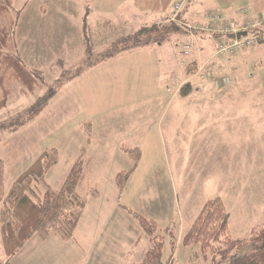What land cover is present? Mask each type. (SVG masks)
Returning <instances> with one entry per match:
<instances>
[{"label":"rangeland","instance_id":"obj_1","mask_svg":"<svg viewBox=\"0 0 264 264\" xmlns=\"http://www.w3.org/2000/svg\"><path fill=\"white\" fill-rule=\"evenodd\" d=\"M101 1L13 0L12 10L0 19V29L9 27L12 37L5 51L19 56L29 70H41L45 79L31 93L11 72L6 74L11 96L0 110V160L6 164V186H12L45 151L56 149L59 161L46 181L59 190L83 155L84 181L78 190L87 204L76 237L92 242L88 250L102 253L98 261L80 262L75 254L82 251L75 250L74 239L65 241L55 234L45 241L37 235L12 264H41L42 258L46 264H120L112 256L124 249L122 242H140L144 250L129 264H143L145 257L147 264L157 252L156 242H163L162 264H169L172 256L173 264H212L211 254L204 256L198 246L200 254H190L183 244L208 200L219 197L227 206L231 240L264 233V43L224 58L220 36L203 51L201 39L213 38L214 33L195 26L209 28L207 17L215 12L230 19L236 30V19L264 14L250 2H240L234 8L238 12L229 17L226 8H218L187 22L180 14L175 17L173 7L180 3L184 9L195 0H174L166 14L144 21L133 11L150 8H116L119 0H108L112 7L99 6ZM171 1L163 0L156 8L164 10ZM206 6L216 8L209 0ZM100 7L107 8L106 13ZM86 18L92 54L84 41ZM146 27L148 34L137 37ZM121 37L123 43L115 45ZM137 38L146 46L172 48L176 43L183 54L186 46L191 52L178 56L177 67L172 62L169 68L158 48L127 50ZM115 53L120 54L97 61ZM190 58L199 64L193 66ZM89 63L94 64L87 69ZM83 66L81 75L67 83ZM191 77L195 85L190 84ZM226 77L230 86L218 88ZM59 82L57 95L38 118L13 132L11 124L23 119ZM186 84L188 95L183 96ZM192 111L200 115H190ZM96 139L103 147L93 148ZM127 150L140 161L119 187L117 176L130 171L135 162ZM33 187L36 195L43 196L40 184ZM94 191H99L100 200L92 196ZM129 210L157 222L152 235ZM148 242H152L149 250ZM4 261L0 215V262Z\"/></svg>","mask_w":264,"mask_h":264},{"label":"trees","instance_id":"obj_2","mask_svg":"<svg viewBox=\"0 0 264 264\" xmlns=\"http://www.w3.org/2000/svg\"><path fill=\"white\" fill-rule=\"evenodd\" d=\"M12 8L13 0H0V19L7 15ZM184 14L185 8L180 15L182 19L189 22V19ZM149 30L150 28L147 27L140 30L137 33V37L142 36V33L148 34ZM89 31L88 20L86 18L83 29L84 41L87 46V53L92 54L94 45L92 44L91 33ZM213 37L215 38V35ZM11 39L9 27L0 29V110L7 106L11 96L9 89L6 87V74L8 72H11L12 76L31 93L45 83L44 74L41 70H29L19 56L5 51V47L8 46ZM127 39L129 40V38ZM138 39H134L133 45L128 49H124L129 50L146 46ZM118 42L123 43V37L115 41L114 44L118 45ZM263 43L264 40L261 39L258 45ZM117 53L113 55L108 54L102 60L97 61L111 59ZM94 63L87 64V69ZM86 67L83 66L78 69V73L74 77L67 78V83L80 76ZM61 84L59 82V85L55 89H49L46 93L47 95L40 98L37 104L28 110L23 119L13 122L11 124L12 131L15 132L19 127L29 124L38 118L54 96L57 95L58 89L62 86ZM188 86L189 84L182 86L184 90L182 92L183 96L188 95L186 91ZM127 151L129 157L131 158L132 156L135 160L132 150ZM58 161L59 153L56 149L45 151L14 181L12 186L7 188L6 164L0 160V215L5 257V261L0 262V264H12L13 258L24 248L27 242L37 235L43 240L45 239V241L55 234L65 241L73 240L87 204L86 199L78 190L84 181V160L82 155L66 176L61 188L56 190L48 184L46 177ZM139 161L140 159L135 160L130 171H127L124 175L117 176L116 181L119 187L121 180L124 183L130 179L138 167ZM35 183L41 185L43 196L36 195V190L33 187ZM123 187L124 184L122 185V189ZM98 195V191H94L92 194L93 197H98ZM129 213L134 219L139 221L144 232L148 235H152L153 231L158 227L157 222L149 220L141 214L131 210H129ZM229 220L230 212L221 198L217 197L208 200L198 219L184 236L183 244L200 247V252L204 256L211 254L214 264H264V233L252 236L246 240H231L229 236ZM222 239H225V242L220 243ZM216 243L219 246L214 248ZM240 248H243V251ZM155 250L157 252L153 256V259L150 261L148 259V264H158L162 255L163 242H156ZM209 250L210 253L208 252ZM240 252L243 253L240 254ZM151 253H154V251ZM217 254L221 257L220 260L215 259L218 256Z\"/></svg>","mask_w":264,"mask_h":264},{"label":"crops","instance_id":"obj_3","mask_svg":"<svg viewBox=\"0 0 264 264\" xmlns=\"http://www.w3.org/2000/svg\"><path fill=\"white\" fill-rule=\"evenodd\" d=\"M98 1H101V0H98ZM162 1L163 0H156V2H155V0H119L115 4V7L116 8L117 7H121L122 8L123 5H126V6L131 7V8L147 7V8H150V9H148L146 11H145V9H143V10H135L133 12H136L140 16L139 18L143 19L144 21H147V18H153V20H155L156 17L159 18V16H157V15L166 14L168 12V10L171 8V6L175 3V2H173L174 0H172L171 3L168 5V7L166 9L160 11L156 7L161 6L163 4ZM209 1L216 5L215 9H209L206 6V0H199V1L195 0L193 4H191L190 1H188V6H187V8L185 7L186 10H185L184 16L187 19H189V18L200 19V14H202L206 10L210 11V10H219L218 8H226L225 9L226 10L225 12L227 13L226 16L229 17V16L233 15L234 12H238V9L236 10L234 8H236L237 5L240 2H245V3H248V4L250 2L252 5H255L256 10L258 12L264 14V8L261 7V6L264 5V0H209ZM101 2H102L103 5H101V3H100L99 6H107V7H112L113 6L112 4L108 3V0H102ZM100 8H101L102 12L106 13L105 10L107 8H104V7H100ZM195 10H198L199 12H194ZM230 11H232V12H230ZM207 12H205V13H207ZM127 15L130 16V14H127ZM136 17H138V16H136ZM160 18L162 19L163 16L160 17ZM208 42L214 43V37L213 38H207L205 40L201 39V42H200L201 50L205 51V48H206V45H208ZM144 47H147V48L151 47L153 49L154 48H158L160 51H162L163 54L166 56L164 61L166 62V64L168 65L169 68H172V66H173L172 62H174L175 63V67H177L179 59L184 58L182 50L181 49L179 50V48L177 47L176 43H175V45L172 48L168 47V46L164 47L163 44L162 45H157V46H142V47H138V48H144ZM138 48H134V49H138ZM134 49H131V50H134ZM125 53L126 52H124V54ZM181 53H182V55H181ZM119 54H117V56H119ZM207 54L208 53H206L205 56ZM178 56H179V59H178ZM108 60H110V59H108ZM103 62H107V60L102 61V63ZM189 62H190V64H193V66H196V65L199 64L198 60L196 58L195 59L190 58ZM192 79L193 78L191 77L189 82H190V84L193 85L194 82H192ZM188 113L190 115H193L195 113L196 117H198L200 115L198 112H193V111L192 112H188ZM99 147H103V146H102V144H98L97 139H96L95 142L93 143V148L94 149H98ZM101 197H100V195H98L97 199H95V200H100ZM77 232H78V230L76 231L75 236L73 238L74 241H77V242H73V243L75 245V250H79L80 252L82 251V255H77V254L74 253L75 256L78 257V259H79L78 261H80V262H84L85 261L86 262L87 259H89L90 262H92V260L93 261H98L102 253H96L94 250L93 251L92 250H88V249L92 248V242H80V241H78L77 237H76L77 236ZM33 241H32V243H34ZM48 243H50V242H48ZM69 243H72V242H69ZM139 243L140 242H122L121 244L124 245V249H121V251H119L117 254L112 256V261L116 262V263H120V264H129L131 261H133L135 259V257L137 256V254L140 251L144 252V250L139 247ZM149 243L152 244V242H148L147 250H149V248H151V246H152V245H149ZM131 247H133V248L131 249ZM186 247H188L186 249H188L190 254H193V255H199L200 254L199 248H196V247H193V246H186ZM125 248H127V250H125ZM144 262L145 263H143V264H146V257H145ZM173 263L174 262H173V256H172L171 259H170V263L169 264H173ZM41 264H46V261H45L44 258L41 259ZM158 264H162V263L159 261ZM189 264H191V263H189Z\"/></svg>","mask_w":264,"mask_h":264},{"label":"built area","instance_id":"obj_4","mask_svg":"<svg viewBox=\"0 0 264 264\" xmlns=\"http://www.w3.org/2000/svg\"><path fill=\"white\" fill-rule=\"evenodd\" d=\"M183 10V6L178 3L173 7V12L175 17L178 16ZM213 15L208 16L209 28L206 26H195L197 29L214 33L213 35H219L220 38L218 42L220 44V50L222 49V55L224 58L235 54L238 56L245 51L252 50L258 46L259 42V31L264 26V16L252 17L249 13L240 19H236L234 23L237 29L232 28V22H229L230 19L226 18L221 13L213 12ZM244 21H242V19ZM242 21V22H241ZM240 38L237 37L238 34H243ZM191 47L186 46L184 48V54L190 55ZM183 53V50H182ZM183 54V55H184ZM227 55V56H226ZM231 84L230 78L226 77L222 80H219L220 87H228Z\"/></svg>","mask_w":264,"mask_h":264},{"label":"water","instance_id":"obj_5","mask_svg":"<svg viewBox=\"0 0 264 264\" xmlns=\"http://www.w3.org/2000/svg\"><path fill=\"white\" fill-rule=\"evenodd\" d=\"M243 35H246V34H245V33H243ZM241 36H242V34H240V35H239V37H241Z\"/></svg>","mask_w":264,"mask_h":264}]
</instances>
